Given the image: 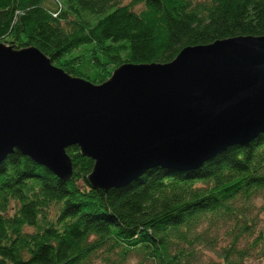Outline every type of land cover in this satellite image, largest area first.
Segmentation results:
<instances>
[{
	"label": "trees",
	"instance_id": "obj_1",
	"mask_svg": "<svg viewBox=\"0 0 264 264\" xmlns=\"http://www.w3.org/2000/svg\"><path fill=\"white\" fill-rule=\"evenodd\" d=\"M240 36L264 37V0H0V43L35 47L72 77L84 62L101 81ZM65 153V182L16 150L0 162V264L264 261V132L197 168L156 166L106 191L86 181L90 158Z\"/></svg>",
	"mask_w": 264,
	"mask_h": 264
},
{
	"label": "water",
	"instance_id": "obj_2",
	"mask_svg": "<svg viewBox=\"0 0 264 264\" xmlns=\"http://www.w3.org/2000/svg\"><path fill=\"white\" fill-rule=\"evenodd\" d=\"M264 132V37L185 47L165 64L119 65L94 85L35 47L0 43V162L16 150L61 181L65 148L93 162L92 189L122 187L146 170L199 167Z\"/></svg>",
	"mask_w": 264,
	"mask_h": 264
},
{
	"label": "rangeland",
	"instance_id": "obj_3",
	"mask_svg": "<svg viewBox=\"0 0 264 264\" xmlns=\"http://www.w3.org/2000/svg\"><path fill=\"white\" fill-rule=\"evenodd\" d=\"M122 1H129V0H122ZM83 46H81L80 48H82ZM85 47H88V46H85ZM79 48V49H80ZM77 52H79V50L77 51ZM86 58V57H85ZM85 63V65L87 66H85L86 68H88L89 70H87V71H83V73H84V75L82 76L83 78H81V79H83V80H85V81H88V82H91L92 84H94V85H98V84H100V83H102V82H104V81H106L110 76H111V74H112V72L118 67V66H116V67H114V68H112L111 70H107L108 72H109V74H106L105 75V77H103V79H101V81L100 80H97V79H94V80H92V78L94 77V74H97L98 73V71H97V69L96 68H90L87 64H86V62H84ZM55 67H57V68H60V67H58V66H55ZM107 72V73H108ZM70 76V75H69ZM72 77V76H71ZM76 78H79V77H76ZM262 214V219H263V224H264V213H261ZM264 226V225H263ZM134 261H135V259H130V260H128L127 262H126V264H133L134 263ZM91 264H102L99 260H97V261H93V262H91ZM244 264H264V261H262V260H258V261H247L246 263H244Z\"/></svg>",
	"mask_w": 264,
	"mask_h": 264
}]
</instances>
